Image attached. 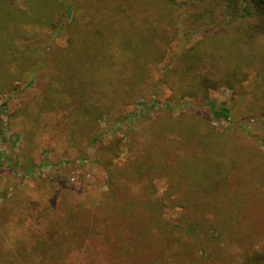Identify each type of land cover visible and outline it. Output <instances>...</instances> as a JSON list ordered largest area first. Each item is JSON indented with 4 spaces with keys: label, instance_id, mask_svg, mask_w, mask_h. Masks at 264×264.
<instances>
[{
    "label": "trees",
    "instance_id": "obj_1",
    "mask_svg": "<svg viewBox=\"0 0 264 264\" xmlns=\"http://www.w3.org/2000/svg\"><path fill=\"white\" fill-rule=\"evenodd\" d=\"M183 1L0 0V63L16 68L5 82L0 80V93L19 87L15 82L31 86L40 80L41 111L61 115L62 127L71 133L66 145L77 147L78 155L96 148L95 164L108 187L100 196L86 195L76 202L62 198L59 212L37 209L36 201L28 204V215L18 213L17 206L12 218L19 230L8 253L16 264H73L68 259L76 254L78 264H210L213 254L229 256L234 244L247 246L241 254L245 264H264V248L252 247L257 242L254 210L242 199L251 188L242 174L249 162L243 166L236 154L248 152L254 160L257 154L262 162V151H246L232 134L209 125L200 144L212 149L230 142L236 150L230 156L222 152L214 159L221 161L222 170L201 178L185 172L187 153L166 135L152 132L156 141L146 145L145 154L130 148L123 156V137L106 139L98 126L114 116L108 125L116 128L130 115L124 109L142 95L140 84L151 76L152 62L165 61L162 80L172 73L191 76L193 82L172 86L176 100L198 94L200 82L210 83V76L219 78L214 68L224 55L207 37L186 47L183 56L190 64L168 71L167 57L179 56L175 44L183 40L187 45L198 33L188 24L207 23L213 12L211 6L201 12L202 3L193 10L192 2ZM223 1L228 19L264 10V0ZM57 38H64L63 44L55 46ZM215 111L229 118L227 107ZM156 178L165 187L158 188ZM172 207L184 210L177 222L167 216ZM4 232L6 238L12 235Z\"/></svg>",
    "mask_w": 264,
    "mask_h": 264
},
{
    "label": "rangeland",
    "instance_id": "obj_2",
    "mask_svg": "<svg viewBox=\"0 0 264 264\" xmlns=\"http://www.w3.org/2000/svg\"><path fill=\"white\" fill-rule=\"evenodd\" d=\"M184 1L192 2L193 10L202 3L201 12L206 6H211L213 12L207 15V23L195 20L188 24L197 27L198 33L187 45L183 40L175 44L173 49L179 52V56L175 60L167 57L168 71L172 67L190 64V59L188 61L186 55L183 56L188 49L186 47L207 37L206 41L214 42L224 55L214 68L219 76H215L218 82L212 76L210 83L195 78L197 85L199 82L202 84L198 94H187L176 100L172 86L193 82L191 76L172 73L167 80H162L160 71L166 70L165 61L152 62L151 76L140 84L142 95L124 109L130 115L120 119L116 128L108 125V122L114 123V116L109 121L106 118L100 120L98 126L104 129L106 139L116 135L123 137V156L129 154L130 148L145 154L146 145L156 141L152 139L155 135L152 132L164 134L175 148L187 153L184 156L189 165L184 166L185 172L189 170L192 175L204 178L211 172L215 174L222 170L221 161L214 160L216 157H220L222 152L230 156L229 152L235 153L236 150L230 142L224 146H212V149L208 144H200L198 139L206 140L209 125L216 131L232 134L242 149L249 151L254 148L264 154V10L247 18L228 19L225 18L223 0ZM217 25L219 29L212 30ZM36 33L42 36L44 31L36 30ZM63 42L64 38H57L55 46ZM250 55H255L251 62ZM15 69L0 63V80L5 82L9 72L16 73ZM18 83L14 85L19 87L13 90L8 87L0 93V264H16L8 253L14 249L19 230L12 218L17 206L21 208H17L18 213L28 215L32 210L27 208L28 204L36 201L37 209L52 211L55 208L59 212L64 197L69 202H76L86 195L100 196L108 190L106 177L95 164L96 148L87 147L83 156L78 155L77 147L66 145L65 137L71 133L62 127L61 115L41 111L40 104L44 103L42 82L39 80L31 86ZM221 106L228 108L229 118L215 111ZM246 153L240 150L236 153L243 166L249 162L243 167L242 174L251 188L246 190L242 199L250 202L254 210L256 220L252 226H255L257 242L252 247L259 250L264 248V226L258 227L264 225V161L260 162L257 154H254L255 160L253 157L250 159V153ZM45 160L51 164L42 165ZM155 182L158 188L165 187L161 179L156 178ZM183 211L181 207H172L167 210V216L177 222ZM5 229L12 233L8 238ZM230 246L229 256L213 254L215 257L208 258L210 264H240L239 261L243 264L245 261L241 254L247 246ZM77 255H71L68 260L78 264Z\"/></svg>",
    "mask_w": 264,
    "mask_h": 264
}]
</instances>
